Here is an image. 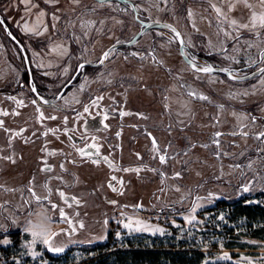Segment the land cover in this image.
Returning a JSON list of instances; mask_svg holds the SVG:
<instances>
[{
  "label": "rangeland",
  "instance_id": "1",
  "mask_svg": "<svg viewBox=\"0 0 264 264\" xmlns=\"http://www.w3.org/2000/svg\"><path fill=\"white\" fill-rule=\"evenodd\" d=\"M200 1L2 0L0 16L22 44L40 91L48 98L69 80L78 63L97 62L109 45L135 35L141 25L132 8L143 22L174 24L182 34L184 52L200 67L223 66L244 75L263 65L264 28L259 23L252 27L250 18L252 12H264L260 0H248L251 8L238 0L234 10L220 0L219 15ZM234 17L240 25L249 22V27L229 25ZM25 25L33 31L26 32ZM206 52L215 54L205 57ZM108 54L96 72L81 68L57 104L42 106L28 86L18 88L25 71L21 51L0 24V89L8 87L16 94L0 90V247L6 248L0 250V264H60L63 260L47 258L49 246L34 232L55 233L52 247L70 250L68 257L79 264L130 250L128 242L150 249L155 244L167 250L199 249L208 254L204 264H246L241 257L264 264V225L236 217L219 201L248 192L227 182L238 177V157L263 148L262 138L256 137L264 126L250 115L244 120L242 106L255 103L264 116V74L233 81L196 72L181 58L174 33L165 28L148 29L131 46ZM244 66L251 67L238 69ZM97 97L103 99L91 107ZM122 108L126 115L119 119ZM236 117L237 122L229 120ZM93 144L97 147L92 152L102 160L87 159L90 151L81 159L68 147ZM246 160L258 179L256 190L264 193V159ZM242 203L264 204V195L244 196ZM60 209L67 220L60 217ZM129 218L149 225V230L124 228ZM17 229L16 237L9 234ZM98 242L110 248L98 254L75 248ZM182 243L188 246L175 247ZM224 253L230 259H219ZM115 259L94 264H112Z\"/></svg>",
  "mask_w": 264,
  "mask_h": 264
},
{
  "label": "trees",
  "instance_id": "2",
  "mask_svg": "<svg viewBox=\"0 0 264 264\" xmlns=\"http://www.w3.org/2000/svg\"><path fill=\"white\" fill-rule=\"evenodd\" d=\"M2 0H0L1 2ZM122 4L124 2L120 1ZM133 11V8H132ZM1 15V14H0ZM1 18L5 21L3 16ZM5 24L7 22L5 21ZM9 31L17 38V36L13 33V31L9 28ZM19 39V38H18ZM70 42L74 44V39H70ZM17 46V45H16ZM18 47V46H17ZM116 50H120V48H116ZM191 52H194L191 50ZM215 52H206L204 53V56H210L214 55ZM21 59L23 60L22 54H21ZM23 64L25 67V63L23 60ZM101 65H86L84 66V70L86 71H91V72H96L100 68ZM251 66H244L240 67L238 69L245 70L250 68ZM32 72V71H31ZM33 74V73H32ZM222 75V74H220ZM225 77L224 75H222ZM226 78V77H225ZM33 79L34 82L36 83L38 89H40L39 86V77L33 74ZM119 83V82H118ZM18 88L21 86L26 87L28 84V73L27 69L25 67L24 71V79L23 81H18L17 83ZM117 85V84H115ZM61 87V85L58 87V89ZM5 89L1 88L0 90H8L7 87H4ZM58 89L56 91H58ZM237 107V106H236ZM244 110L248 111L252 120L254 121H260L261 124L264 126V116L262 113L258 111V106L257 104H249V105H243L242 106ZM261 141H263V148H261V151L257 152L256 149L254 148L253 150L246 151L244 154H242L240 157H238L236 160V163H238L239 166V173L238 177L236 178V181L232 182H227V184H231L232 186L236 187L237 189H241L244 184H248V186L251 188L250 191L244 194H239L238 196L234 198H221L219 201L222 202V204H225L226 206H230L231 211L236 217H244L247 218L248 220H251L253 222H257L259 224L264 225V204H245L242 203V199L244 196H252L253 194H260L264 195L263 191H258L256 190L257 186L259 185L258 179L255 177L254 173L250 172V169L247 168V158L249 159L250 157H260L262 160L264 159V137H262ZM216 145V143H213ZM219 146V145H217ZM264 161V160H263ZM261 161V162H263ZM264 165V162H263ZM241 192V191H240ZM9 232V230H7ZM18 229L17 230H12L9 232L10 235L12 236H17L18 235ZM126 245L131 246L130 250L127 251H119L116 253H110L109 255H102L98 260L91 259L89 261L82 262L80 264H94L97 261H103L104 259H108L111 256H116V259L112 264H204L208 254L202 250L199 249H163L162 244H155L152 245L153 249H150L147 246H144L141 243H132L128 242ZM188 245L182 243L178 246L175 247H186ZM11 246H8L7 248H10ZM75 248L78 249H83V250H88L92 251L94 254L102 253L110 248V246L106 242H98L90 246H76ZM174 248V246H172ZM5 250V247H0V250ZM70 250H65V251H60V252H52L49 250H45V254L49 260L52 261H62L60 264H79L78 260L74 258L68 257ZM84 259H81L82 261ZM102 264H109L102 262ZM206 264H222L219 261L215 262H209ZM225 264H232V263H225Z\"/></svg>",
  "mask_w": 264,
  "mask_h": 264
},
{
  "label": "water",
  "instance_id": "3",
  "mask_svg": "<svg viewBox=\"0 0 264 264\" xmlns=\"http://www.w3.org/2000/svg\"><path fill=\"white\" fill-rule=\"evenodd\" d=\"M98 1H106V0H98ZM117 1H126V0H117ZM132 6V4H131ZM133 12H134V17L138 20V22L140 23L141 25V28L135 33V35L129 40V41H126V42H118V43H114V44H111L109 45L106 49H104V51L101 53L100 55V58H99V61L97 62H88V61H81L80 63H78L77 65V68H76V71L74 72V74L72 75V77L61 87V89L57 92V94L55 95L54 98H44L43 96H41L40 94L37 93L36 91V88L34 86H32V91H33V88H35V91H33V93L36 95L37 99L45 104H53L55 103L57 100H59V98L63 95L64 91L66 90V88L71 84V82L73 81L74 77L78 74V72L80 71L81 69V65L85 66V65H100L102 64L100 61L101 59H103V54L105 52H110L116 48H120V47H124V46H131L132 44H134L137 39L142 35V33H144L146 30L148 29H159V28H165V29H168L170 31H172V29H175V32L174 35L176 37V34L179 33V39L176 38V41H177V44H178V51H179V54L181 56V58L185 61V63L194 71L196 72H199V73H205V72H202V71H197L196 68H203V67H200L198 64H196L188 55H186V53L184 52V41H183V37H182V34L181 32L178 30V28L170 23V22H167V21H155V20H149V21H146V22H143L141 20H139L137 18V12L136 10L133 8ZM0 20L3 21V19L1 18L0 16ZM5 30V32L8 34V36L10 37L11 40H13L16 45L19 47L20 51H21V54H22V57H23V60H24V63H25V67L26 69L28 70L29 72V75L30 74V66H29V60H28V56H27V53L25 52L22 44L17 40V38L9 31V28L8 26L4 23L1 24ZM165 25H168L170 27H165ZM104 61V59H103ZM195 65V67H194ZM206 67H211L212 68V71L210 73H217V74H222L224 75L225 77H227L228 79L230 80H233V81H246V80H250L254 77H256L257 75H259L261 72H260V69L261 68H264V64L263 65H260L259 67H257L256 69L250 71L249 73L247 74H244V75H234L229 69L223 67V66H214V65H209V66H206Z\"/></svg>",
  "mask_w": 264,
  "mask_h": 264
},
{
  "label": "snow or ice",
  "instance_id": "4",
  "mask_svg": "<svg viewBox=\"0 0 264 264\" xmlns=\"http://www.w3.org/2000/svg\"><path fill=\"white\" fill-rule=\"evenodd\" d=\"M45 2L47 3L48 0H45ZM260 4H261L262 7H264V0H260ZM245 6L248 7V8H251V7H252L251 5H249V4L246 3V0H245ZM33 7H35V5H33ZM212 7L215 9V11L217 12V14L219 15V14H220V9H219V8H216L215 5H212ZM231 7H232V6H230V9H229V10H231ZM189 14L191 15V13H189ZM43 15H44V13H43V11H41V12L39 13V16L42 17ZM257 22L259 23V26H260V27L264 28V12L260 13L259 15H258L256 12H253V13H252V15H251V26H252V27H256V26H257ZM2 23H3V21L0 20V24H2ZM230 23H231L232 25H236V24H237V22H236L235 20L230 21ZM165 27H170V26L165 25ZM239 27H241V28H248L249 25H248V24H242V25H239ZM24 30H25L26 32H32V31H33V29L28 28L27 25H25V29H24ZM172 31L175 32V29H172ZM35 34H37V35H41L42 33H40V32H36ZM225 35H228V33H225ZM176 38L179 39V33L176 34ZM108 55H109L108 52H105V53L103 54V59H107V58H108ZM134 55H135V54H134ZM103 59H101V61H100L101 63H103ZM261 59L264 60V52L261 53ZM80 67L83 68V65H81ZM194 67H195V65H194ZM196 70H197V71H202V72H205V73H210V72L212 71V68H211V67H203V68H196ZM260 72H261L262 74H264V68H261V69H260ZM33 91H35V88H33ZM101 99H103V98H102V97H97L96 100H93V101L91 102V107H96L97 104H98V102H99V100H101ZM200 99H207V97H203V96H201ZM84 112H85V113L89 112V105H88V104L84 105ZM3 114H4V115H7V113H3ZM121 115H126V113H121ZM50 118H51V119H55V117H50ZM80 118H81V114L78 113L76 119H80ZM104 119H107V116H105ZM65 123H67V118H65ZM105 127H107V125H105ZM72 130L75 131V129H72ZM117 135H119V133H118ZM219 135H221V134H220V133H216V136H219ZM262 137H264V132L259 133V135H258L256 138H257V139H260V138H262ZM93 139H94V138H93ZM215 143L219 144V141H215ZM152 144H153V150H154V151H158V148H157V144H156V140H155V138H152ZM89 147H97V146L93 144V145H89ZM78 151H80V154H81V155H84V150H83V149H79ZM97 151H98V149H97ZM104 159L107 160L106 157H105ZM159 159H160V162H161V163H165V162H166V158H165V156H163V155H161V156L159 157ZM92 162H93V163H98V162L95 161V160L92 161ZM249 167H251V165H249ZM124 171H129V169H124ZM132 171H137V172H139L140 169H135V170H132ZM178 175H179V174H177V176H178ZM113 179H115V178H113ZM114 190H115V189H114ZM30 191H31V190H30ZM241 191H242V192H247V191H249V186H248V185H244V186L241 188ZM33 195L35 196V193H33ZM58 195L61 197V199H65V194H64L63 192H59ZM209 195L211 196L212 194H209ZM73 202H74V203H78V201H76V199H75L74 197H73ZM113 203H114V202H113ZM70 206H71V205H69V207H70ZM53 207L55 208L56 206L53 205ZM137 207H139V205H138ZM193 211H195V209H193ZM60 217H61L62 219H64V220H67V219H68V217L66 216V214H65V212H64L63 209H60ZM194 219H195V217L193 216V217H191V219L188 220V222L191 223V221L194 220ZM220 219L223 220V216H221ZM81 226H82V225H81ZM123 227L126 228V229H129L130 231H142V230H143V231H147V230H149V228H150L149 225L143 223L142 221H139V220H135V221H133V220L130 219V218L128 219V222L123 223ZM152 230L155 231V232H162V231H163V230L160 229V228H155V229H152ZM53 235H56V234H55V233L47 234V233H43V232H41V233H35V232H34V233H33V236H39V237L42 238V242H43L45 245H48V246H49V250H50V251L60 252V251L63 250L62 248H54V247H52V245H51V236H53ZM118 235H119V234H118ZM8 242H9V241H7V240H4V241H3V243H5V244H7ZM219 259H222V260H228V259H230V257H229V255H228V253H224L221 257H219ZM241 260H242V261H245L246 264H253V261H252L251 259L246 258V257H241Z\"/></svg>",
  "mask_w": 264,
  "mask_h": 264
},
{
  "label": "flooded vegetation",
  "instance_id": "5",
  "mask_svg": "<svg viewBox=\"0 0 264 264\" xmlns=\"http://www.w3.org/2000/svg\"><path fill=\"white\" fill-rule=\"evenodd\" d=\"M88 62H90V61H88ZM86 66V65H85ZM84 67V66H83ZM77 68V67H76ZM76 71V70H75ZM74 71V72H75ZM27 73H28V84H27V86L29 87V89H30V92H31V94H32V96H33V98H34V100L39 104V105H42V106H51V105H55V104H57V102L59 101V100H57L55 103H53V104H45V103H43V102H41V101H39L38 99H37V97H36V95L33 93V91H32V86H34L35 88H36V91H37V93L38 94H40L41 96H43L44 98H48V97H45L44 95H42V93H41V91H40V89H38V87H37V85H36V83L34 82V79H33V74H32V72H31V70H30V74L31 75H29V72H28V70H27ZM74 74V73H73ZM72 74V75H73ZM78 74H79V72H78ZM77 74V75H78ZM77 75L74 77V79H73V81L76 79V77H77ZM72 77V76H71ZM70 77V78H71ZM69 78V79H70ZM73 81L71 82V84L73 83ZM67 82V81H66ZM70 84V85H71ZM64 85V84H63ZM69 85V86H70ZM26 86V87H27ZM68 86V87H69ZM67 87V88H68ZM8 88V87H7ZM66 88V89H67ZM3 91V93H6L7 91H9V92H7L6 94H7V96H10V95H16L15 93H14V90H7V91H4V90H2ZM65 92V91H64ZM64 94V93H63ZM55 97V96H54ZM54 97H49V99H51V98H54ZM62 97V96H61ZM60 97V98H61ZM59 98V99H60ZM91 101H93V99L91 100ZM124 108H122V109H120V112H118V114H117V117L119 118V119H121L122 118V115H121V113H122V110H123ZM94 112H97V111H94ZM39 133V135L42 133V131H39L38 132ZM84 133L85 134H88V133H91V132H87L86 130H84ZM68 134V133H67ZM116 134H118V132L116 133ZM119 134H120V132H119ZM12 135H11V133H9V138L11 137ZM85 136V135H84ZM88 136V135H87ZM78 142L79 141H77V143L76 144H78ZM83 142V141H82ZM79 145V144H78ZM69 147V150H71V151H76L77 153V155H81L80 154V151H78L79 149H83L84 151H90V153H88L89 155H86L85 153H84V155H81V159H82V156L84 157L85 155V157L87 158V159H98V160H102V156L101 155H99V154H96V152H92V149H93V147H89V146H85V147H83V145L80 147V146H73V145H69L68 146ZM85 158V159H86ZM139 166H143V165H141V164H138ZM137 165V166H138ZM144 167L145 168H150V170L149 171H151V172H156V171H158L157 169L155 170V169H152V167H150V166H146V165H144Z\"/></svg>",
  "mask_w": 264,
  "mask_h": 264
},
{
  "label": "crops",
  "instance_id": "6",
  "mask_svg": "<svg viewBox=\"0 0 264 264\" xmlns=\"http://www.w3.org/2000/svg\"><path fill=\"white\" fill-rule=\"evenodd\" d=\"M219 1L220 0H204V2L201 0L200 1V3H202V5H204L206 8H209V9H212L213 7H212V5H215L216 6V8H219V6H218V3H219ZM224 3L226 2L227 4H230L232 7V10H234V9H236V8H239V6H237L235 3L236 2H238V0H222ZM241 2H242V0H241ZM246 2H248V0L246 1ZM214 9V8H213ZM212 9V10H213ZM253 13V12H252ZM188 16L191 18V15H189L188 14ZM250 16V15H249ZM233 18V17H232ZM250 18H251V16H250ZM234 19L236 20V22H237V26H239L241 23L238 21L239 19L237 18V17H234ZM231 21V20H230ZM230 21H227V23L230 25L231 23H230ZM258 23V22H257ZM232 25V24H231ZM248 25H249V22H248ZM198 34V33H197ZM200 34V33H199ZM203 36V35H202ZM205 37V41L207 42V38H206V36H204ZM263 106V105H262ZM262 109H264V108H262ZM259 111V110H258ZM244 114H245V116L243 117V119L244 120H246L248 117H246V116H248V115H250L249 114V112L248 111H246V110H243L242 111ZM260 112V111H259ZM247 114V115H246ZM229 120L230 121H232V122H237L238 120H237V117L236 118H232V119H230L229 118ZM48 217V216H47ZM32 218H35V217H33L32 216Z\"/></svg>",
  "mask_w": 264,
  "mask_h": 264
}]
</instances>
